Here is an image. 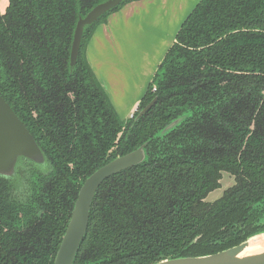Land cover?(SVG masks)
<instances>
[{
  "label": "trees",
  "instance_id": "obj_1",
  "mask_svg": "<svg viewBox=\"0 0 264 264\" xmlns=\"http://www.w3.org/2000/svg\"><path fill=\"white\" fill-rule=\"evenodd\" d=\"M103 1L7 0L0 11V95L45 159L21 157L0 176V264H53L85 178L142 144L146 160L96 190L74 264L203 256L264 233V0H199L124 120L84 49L135 0L84 27L70 66L78 18ZM223 172L233 184L206 200Z\"/></svg>",
  "mask_w": 264,
  "mask_h": 264
},
{
  "label": "crops",
  "instance_id": "obj_2",
  "mask_svg": "<svg viewBox=\"0 0 264 264\" xmlns=\"http://www.w3.org/2000/svg\"><path fill=\"white\" fill-rule=\"evenodd\" d=\"M198 1H131L121 10L112 12L105 23L101 22L94 28L84 49L85 57L120 119L131 117L136 110L158 64L174 42L181 23ZM145 3L150 5V10H142L145 15H154L155 10L163 9L162 20L172 24L174 29L172 35L166 36L168 38L158 36L150 39L147 32L137 39L138 31L143 29L137 25L134 13L139 11L137 7L143 9ZM158 41L161 46L157 45ZM137 45L144 61L142 64L136 62ZM135 63L139 66H135Z\"/></svg>",
  "mask_w": 264,
  "mask_h": 264
},
{
  "label": "water",
  "instance_id": "obj_3",
  "mask_svg": "<svg viewBox=\"0 0 264 264\" xmlns=\"http://www.w3.org/2000/svg\"><path fill=\"white\" fill-rule=\"evenodd\" d=\"M122 1L105 0L92 7L83 17L78 18L71 44L70 66L76 64L84 27L97 21L99 17L118 6ZM155 101L156 98L151 100L140 110L138 115H143L152 107ZM177 121L175 120L170 123L164 130L170 129ZM144 146L145 144H142L135 150L116 156L85 178L78 191L70 219L57 249L53 264H74L76 254L87 231L89 211L96 190L110 176L144 162L146 160ZM21 157L40 164L44 163L45 160L40 147L29 130L0 95V176H12L15 165ZM263 234H256L238 245L214 254L169 258L153 264H264V253L258 254L253 258L240 260L215 259L217 256L227 253L236 255L250 239Z\"/></svg>",
  "mask_w": 264,
  "mask_h": 264
},
{
  "label": "rangeland",
  "instance_id": "obj_4",
  "mask_svg": "<svg viewBox=\"0 0 264 264\" xmlns=\"http://www.w3.org/2000/svg\"><path fill=\"white\" fill-rule=\"evenodd\" d=\"M129 3V2H128ZM127 3L122 5L119 9L121 10L124 6H126ZM7 5V0H0V11L3 12L5 7ZM156 6V5H155ZM139 11H136L134 13L135 17L137 18V25L143 29L138 31V36L137 39H141L142 36H145V34L148 32V36L150 39H156V37H163V38H168L166 36L172 35L174 32V29L172 30L173 25L172 24H167L168 22L163 19V9L161 10H155L154 15L153 14H144L143 11H148L150 10V5L147 3L144 4L143 9L142 7H137L136 8ZM143 10V11H142ZM117 11V10H116ZM115 12V11H114ZM112 13V12H111ZM109 13L105 18V23L108 19V16H110ZM162 14V15H161ZM153 15V16H152ZM123 16L125 14L123 13ZM177 29V28H176ZM176 31V30H175ZM158 46H161L162 44L158 41L157 42ZM138 51V45L135 48V54L136 56V62L142 64L144 61L141 59V53ZM137 63H135V66H139ZM124 120V119H123ZM234 182L233 177L227 173L223 172L222 177L220 179V186L211 192H209L206 196V200L213 201L220 196H222L223 192L225 189L230 187ZM21 190V189H19Z\"/></svg>",
  "mask_w": 264,
  "mask_h": 264
},
{
  "label": "bare ground",
  "instance_id": "obj_5",
  "mask_svg": "<svg viewBox=\"0 0 264 264\" xmlns=\"http://www.w3.org/2000/svg\"><path fill=\"white\" fill-rule=\"evenodd\" d=\"M264 253V234L258 235L250 239L239 253L236 255H230L229 253L217 256L215 259H230V260H240L248 259L257 256L258 254Z\"/></svg>",
  "mask_w": 264,
  "mask_h": 264
},
{
  "label": "built area",
  "instance_id": "obj_6",
  "mask_svg": "<svg viewBox=\"0 0 264 264\" xmlns=\"http://www.w3.org/2000/svg\"><path fill=\"white\" fill-rule=\"evenodd\" d=\"M137 109V108H136Z\"/></svg>",
  "mask_w": 264,
  "mask_h": 264
}]
</instances>
